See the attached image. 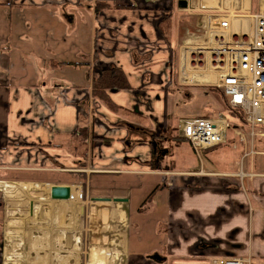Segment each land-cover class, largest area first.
I'll return each instance as SVG.
<instances>
[{"label": "crops", "instance_id": "1", "mask_svg": "<svg viewBox=\"0 0 264 264\" xmlns=\"http://www.w3.org/2000/svg\"><path fill=\"white\" fill-rule=\"evenodd\" d=\"M111 1L120 7L0 0V222L27 214L0 228V264H190L172 260L178 256L264 264V160H242L246 145L233 130L206 154L186 143L192 163L177 160L184 143L171 140L180 138L179 119L226 115L214 73L210 80V71L196 68L203 79L192 81L187 56L181 67L175 17L189 14L191 39L196 30L213 39L223 15L231 33L247 34L264 0H184L183 10L179 0ZM113 68L130 86L109 91L117 111L91 95L92 74ZM144 175L160 181L138 217L155 189L166 197L152 227L163 243L152 251L143 219L134 225L138 241L130 240L131 195L144 191ZM117 176L130 186H108ZM53 187H69L72 199L52 200Z\"/></svg>", "mask_w": 264, "mask_h": 264}, {"label": "built area", "instance_id": "2", "mask_svg": "<svg viewBox=\"0 0 264 264\" xmlns=\"http://www.w3.org/2000/svg\"><path fill=\"white\" fill-rule=\"evenodd\" d=\"M251 17L253 28L247 34L231 33L229 17H217L218 25L212 29L213 40H217V44L208 50V66L215 70L212 86L221 93L231 111L241 114L249 129L247 137L242 134L243 127L232 125L222 115L179 119L178 135L196 154L224 144L228 131L233 130L248 145L242 160L253 155L264 156V150L257 152L253 149L255 137L264 140V13ZM200 50L190 53L187 65L192 69L204 64ZM199 77L202 78L203 73ZM202 83L206 84L207 81L203 80ZM239 168L236 176L244 179L247 174ZM202 264H243V260L221 258Z\"/></svg>", "mask_w": 264, "mask_h": 264}, {"label": "rangeland", "instance_id": "3", "mask_svg": "<svg viewBox=\"0 0 264 264\" xmlns=\"http://www.w3.org/2000/svg\"><path fill=\"white\" fill-rule=\"evenodd\" d=\"M183 14H181V16H176L174 23H175V32H174V44L175 46H178L179 50H180V62H181V67L183 66V57L187 56V61L188 58L190 56V53H194L197 52L198 49L201 48L200 51H202L203 56H205V58L207 57V53L209 49H211V47H216L215 45V40L209 38V40H207L206 36L204 35L203 31H198L196 30L195 32L197 33V36L195 38H188V24H189V14L187 12H182ZM188 53V55H187ZM205 60V59H204ZM207 62V61H206ZM206 62H204V68L205 70L209 69L208 64H206ZM188 71L190 72L189 74H193V80H197V76L200 73H203V71H199L197 69H192L189 65H188ZM193 70V71H192ZM196 70V71H195ZM187 71V70H184ZM197 75V76H196ZM183 77V76H182ZM191 78V75L188 76ZM183 81V79H180ZM186 83L188 82L189 84H191V80L190 79H185ZM184 80V81H185ZM190 80V82H189ZM192 83H198V82H192ZM213 94L215 95V97H219L218 93L213 92ZM196 116V115H193ZM225 117L227 118V116L225 115ZM229 120V119H228ZM230 122H234L235 124L236 121L234 120H229ZM242 125V124H241ZM243 130L245 133L249 132V129L245 126V124H243ZM228 142V141H227ZM226 142V143H227ZM184 144H182L180 146V149H178L181 154L178 153V157L177 160H181V161H188L189 163H192L193 161H195V157H193L192 153L189 152L188 150V145L186 144L187 142H182ZM222 144L219 147H222ZM219 147L214 148L211 151H214L216 149H218ZM248 149V145L246 146V150ZM253 149L257 152H262L264 150V140L262 138L259 137H255L254 138V146ZM257 159H263L264 160V156H260V155H253V156H249L250 159H252L253 157ZM195 159V160H194ZM116 179H113L111 181H109L107 184L110 187H118V188H124L126 189L129 185V183L126 181V179L123 176H117L115 177ZM142 178L145 179L146 183L145 185H143V189L144 191H139V190H133L131 198H132V206L136 205V208L134 210H132L131 212V232H130V240L132 242V244H136V241H138V233L137 230H135L134 225L141 219H143V234L145 236V240L148 241V245L145 247L146 250L148 251H152L154 248L158 249L157 247L161 246L163 243V240L160 236H156V233L152 230V227H155L156 225V219L154 216L155 215H163V213L165 212V205H166V197L165 194H155V196L151 197L152 202L150 200V207H148L149 209L147 210V212L144 213V217L143 218H139L138 217V212H136V209L139 207L140 203L146 198V196L151 192V190L154 188V186L157 184L156 182L158 178L156 176H151V175H144L142 176ZM110 184V185H109ZM149 205V204H148ZM154 208L156 209V212H153ZM140 213V212H139ZM3 214L2 211L0 213V219H3ZM6 218L4 219V222L7 223H12V221L17 219H20L21 221L24 219H27V214L25 215H19V212L17 213H11L8 216H5ZM85 219H87V214L85 213ZM3 220H1L0 222V228L2 230V225L4 224ZM142 227V226H141ZM158 226L156 225V228ZM24 233V232H23ZM15 234V233H12ZM17 234V233H16ZM19 240L17 241L18 243H21V239L23 238L22 236V232L18 233ZM22 237V238H21ZM87 242V239L85 237V244ZM19 257L23 256L22 254L18 255ZM17 257V258H19ZM173 261H180V263H190L191 264V256H185V257H174L172 259ZM201 260V259H200ZM183 261V262H182ZM15 261L11 262V264H23V263H14ZM179 263V262H178ZM10 264V263H9ZM174 264V263H172Z\"/></svg>", "mask_w": 264, "mask_h": 264}, {"label": "trees", "instance_id": "4", "mask_svg": "<svg viewBox=\"0 0 264 264\" xmlns=\"http://www.w3.org/2000/svg\"><path fill=\"white\" fill-rule=\"evenodd\" d=\"M111 7H120L118 5H113L111 0H97L96 10L101 11ZM130 86L124 75V73L118 69H108L99 72H95L91 77V95L93 98L101 101L110 111H117L119 107L110 99L109 91H119V90H129ZM215 89V88H214ZM216 90V89H215ZM224 112L232 120L236 121L241 127L244 124L242 116L237 111H231L224 103ZM242 124V125H241ZM173 142H185L184 140L174 136L171 138ZM107 141V140H105ZM214 149V148H213ZM213 149H208L202 152L206 154ZM156 192V189L147 197L143 202L142 206L150 202L151 197ZM142 212V211H141Z\"/></svg>", "mask_w": 264, "mask_h": 264}, {"label": "water", "instance_id": "5", "mask_svg": "<svg viewBox=\"0 0 264 264\" xmlns=\"http://www.w3.org/2000/svg\"><path fill=\"white\" fill-rule=\"evenodd\" d=\"M179 9L183 10L187 8V2L184 0H179L177 2ZM50 198L52 200H69L70 199V188L69 187H53L50 189ZM94 201L109 202V198H93ZM114 202H126L125 199H113Z\"/></svg>", "mask_w": 264, "mask_h": 264}, {"label": "bare ground", "instance_id": "6", "mask_svg": "<svg viewBox=\"0 0 264 264\" xmlns=\"http://www.w3.org/2000/svg\"><path fill=\"white\" fill-rule=\"evenodd\" d=\"M217 44V40H215V45ZM207 53V57L205 58V56H203V60H204V62H206V64H208V56H209V52H206ZM204 65V64H203ZM203 65H201V66H198L197 68H200V67H204ZM204 70H205V68H204ZM193 71V70H192ZM196 71V70H195ZM208 71H210L211 73H210V80L212 79V76H213V73H214V68H211V67H209V69H208ZM210 80H209V82H210Z\"/></svg>", "mask_w": 264, "mask_h": 264}]
</instances>
